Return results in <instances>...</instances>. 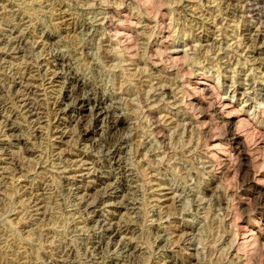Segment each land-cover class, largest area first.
<instances>
[{
  "label": "rangeland",
  "instance_id": "374dc122",
  "mask_svg": "<svg viewBox=\"0 0 264 264\" xmlns=\"http://www.w3.org/2000/svg\"><path fill=\"white\" fill-rule=\"evenodd\" d=\"M0 264H264V0H0Z\"/></svg>",
  "mask_w": 264,
  "mask_h": 264
},
{
  "label": "bare ground",
  "instance_id": "6f19581e",
  "mask_svg": "<svg viewBox=\"0 0 264 264\" xmlns=\"http://www.w3.org/2000/svg\"><path fill=\"white\" fill-rule=\"evenodd\" d=\"M147 1V0H146ZM159 7V6H158ZM110 21L108 20V19H105V21H104V24L107 26V27H111V25H110ZM132 25V24H131ZM136 25V24H135ZM119 29V28H118ZM118 35V34H117ZM136 41V40H135ZM125 50V49H124ZM130 50V49H129ZM131 54V53H130ZM179 58V57H178ZM177 59V58H176ZM177 61V60H176ZM176 63V62H175ZM132 64V63H131ZM68 66V65H67ZM67 72V71H66ZM134 72V71H133ZM30 79V78H29ZM34 79V78H33ZM23 82V81H22ZM21 84V83H20ZM248 84V83H247ZM29 85V84H28ZM31 85H32V83H31ZM23 86H26L25 84L23 85ZM39 86V85H38ZM82 87V86H81ZM24 88H26V87H24ZM25 90V89H24ZM28 92V91H27ZM85 93V92H84ZM176 95V94H175ZM70 96V95H69ZM69 96H67V95H65L64 97H63V99L62 100H60L61 102L58 104V107L59 108H61L60 110H62V111H65L66 110V108H70L71 107V104L69 103V104H67V105H65V107L66 108H62L61 106H62V101H63V104H65V102H68L69 100H70V97ZM28 99V98H27ZM76 105H79V106H81V107H84V105H86L87 104V102H88V98L86 97H77L76 99ZM35 106L37 105V104H34ZM223 105V104H222ZM221 105V106H222ZM31 106V105H30ZM112 107V106H111ZM28 108V107H27ZM72 108H74L73 106H72ZM75 108H76V106H75ZM78 108V107H77ZM97 108H100V109H104V108H101V105L100 104H97L93 109H97ZM232 109H234V106H232V105H229V104H225V105H223V107H221V108H217L216 110L217 111H219L221 114H223V113H231L232 112ZM25 110V109H24ZM230 111V112H229ZM147 114V113H146ZM232 114V113H231ZM27 115V114H26ZM92 118V117H91ZM90 118V119H91ZM78 119V118H77ZM226 119V118H225ZM154 120V119H153ZM32 121V120H31ZM240 122V121H239ZM234 124V123H233ZM84 125V124H83ZM157 125V124H156ZM87 126V125H86ZM85 126V127H86ZM246 126H247V124H246ZM160 130V129H159ZM156 131H157V129H156ZM80 132H82V136L83 135H85L86 134V132H87V128L86 129H82ZM81 134V133H80ZM165 134V133H164ZM231 135V134H230ZM233 135V134H232ZM239 135V134H238ZM240 136V135H239ZM119 138V137H118ZM121 139V138H120ZM62 142V141H61ZM242 142V141H241ZM236 144V143H235ZM239 144V143H238ZM245 144V143H244ZM245 146V145H244ZM242 148V147H241ZM259 148V147H258ZM246 151V150H245ZM237 153L238 154H240L241 156H243L244 154H242V150H240V151H237ZM115 156V155H114ZM238 157V156H237ZM79 160V159H78ZM6 161V160H5ZM84 164V163H83ZM80 166V165H79ZM129 175V174H128ZM252 182V181H251ZM116 188V187H115ZM137 188V187H136ZM34 193V192H33ZM105 193V192H104ZM110 193V192H109ZM37 194V193H36ZM100 195V194H99ZM109 195V194H108ZM41 196V195H40ZM32 197V196H31ZM124 197V196H123ZM86 199V198H85ZM84 199V200H85ZM83 200V199H82ZM124 200V199H123ZM49 201V200H48ZM82 202V201H81ZM130 202V201H129ZM94 204V203H93ZM53 205V204H52ZM34 206V205H33ZM127 206V205H126ZM136 207V206H135ZM46 208V207H45ZM132 208V207H131ZM25 210V209H24ZM45 212V211H44ZM91 213V212H90ZM45 214V213H44ZM34 218V217H33ZM40 220V219H39ZM42 221V220H41ZM125 229V228H124ZM123 246V245H122ZM59 257V256H58ZM59 260V259H58Z\"/></svg>",
  "mask_w": 264,
  "mask_h": 264
}]
</instances>
